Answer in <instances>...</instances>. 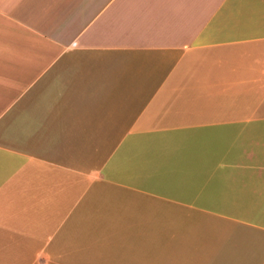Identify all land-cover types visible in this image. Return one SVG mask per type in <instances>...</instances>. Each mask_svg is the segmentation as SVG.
Returning <instances> with one entry per match:
<instances>
[{
	"label": "crops",
	"instance_id": "obj_1",
	"mask_svg": "<svg viewBox=\"0 0 264 264\" xmlns=\"http://www.w3.org/2000/svg\"><path fill=\"white\" fill-rule=\"evenodd\" d=\"M0 264H264V0H0Z\"/></svg>",
	"mask_w": 264,
	"mask_h": 264
}]
</instances>
